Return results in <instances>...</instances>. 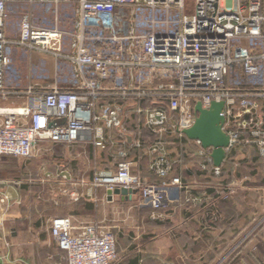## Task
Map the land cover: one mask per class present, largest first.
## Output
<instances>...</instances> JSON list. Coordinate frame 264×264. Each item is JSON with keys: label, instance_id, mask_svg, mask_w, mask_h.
Here are the masks:
<instances>
[{"label": "built area", "instance_id": "2783aa9c", "mask_svg": "<svg viewBox=\"0 0 264 264\" xmlns=\"http://www.w3.org/2000/svg\"><path fill=\"white\" fill-rule=\"evenodd\" d=\"M15 6L26 10L13 34ZM38 7L71 13L49 26L33 15ZM18 51L52 64L51 88H10L6 75ZM23 91V105L0 109V173L5 158L33 159L43 143L106 150L118 133L126 144L142 147L138 136L148 133L155 138L158 184L134 173L120 151L116 169L95 171L93 187L126 189L155 210L166 208V191L187 186L171 177L164 141L186 137L197 103L208 109L224 101L227 151L254 145L264 158L258 126L264 111V0H193L192 7L187 0H0V98ZM128 120L133 133L126 130ZM200 156L204 170L214 164L210 150L203 148ZM213 173L220 176L221 167ZM9 208L8 197L0 195L2 216ZM50 233L67 264L118 261L115 234L98 224L56 217Z\"/></svg>", "mask_w": 264, "mask_h": 264}, {"label": "crops", "instance_id": "0c3cea01", "mask_svg": "<svg viewBox=\"0 0 264 264\" xmlns=\"http://www.w3.org/2000/svg\"><path fill=\"white\" fill-rule=\"evenodd\" d=\"M22 9L12 8L9 25L13 34L19 30L25 11ZM70 13L69 9L33 10V15L49 26L60 15ZM52 74V64L18 51L6 81L12 89L51 88ZM26 101L25 91L6 100L0 98V109L11 110ZM132 129L131 125L126 127L133 133ZM113 138L115 141L106 150L91 144H55L73 150L67 159L88 166V178L86 174L68 170L66 179L88 183L96 170L116 169L117 156L124 151L134 173L141 174L151 184L160 182L153 167L158 157L153 153L155 138L150 139L148 133L138 136L142 147L126 144L118 133ZM164 142L173 169L171 177L181 178L187 186L167 192L170 203L166 208L155 211L149 201L137 196L132 200L121 196L109 199L107 190L91 189L87 193L90 201L97 203L89 204L95 211L93 222L105 223L116 236L119 258L115 264H264V159L258 147L235 146L228 151L221 175L216 176L214 164L207 170L202 168L205 157L200 156L203 148L197 141L173 135ZM221 194L226 196L221 198ZM197 197L203 200L194 203L192 200ZM215 201L217 206H213ZM30 207L12 206L10 214L5 216L0 209V264H67L50 233L51 221L56 217L47 216L45 234L37 235L34 227L40 224L28 216L26 211ZM24 225L34 233L26 235L21 229Z\"/></svg>", "mask_w": 264, "mask_h": 264}, {"label": "rangeland", "instance_id": "374dc122", "mask_svg": "<svg viewBox=\"0 0 264 264\" xmlns=\"http://www.w3.org/2000/svg\"><path fill=\"white\" fill-rule=\"evenodd\" d=\"M187 1L188 5L192 7L193 0ZM22 8V10H26L25 7ZM10 11H12V9ZM11 13L12 12H10V16ZM263 112L260 113L258 126H260L264 132ZM131 119L134 120V117ZM128 124L133 126L131 120H128ZM67 150L68 149L61 145L43 143L41 145V151L38 152L37 156L33 159L25 160L10 157L4 160L3 169L0 173V195L8 197V205L10 208L7 214H10L12 206H31L30 208L32 209L29 211L27 210L26 212H28V216L39 220L40 225L34 227V232L37 235L45 234L47 229V216H69L73 217L76 222H85L89 224L95 223L93 222V216L95 213L94 208H89L85 205H96L97 203L90 201L87 193L91 189L102 191L105 189L93 187V176L88 183H85L83 180L82 182L76 183L74 182L76 179H66V177H69V173L65 171L68 170L73 174H86L87 178L89 176L87 165L73 161L72 158L67 159L68 154L73 151L71 148L68 151ZM109 157L110 156H106L105 158L109 159ZM68 160H70V162L67 163ZM111 163L113 164V162ZM107 165H110L109 162H107ZM168 191L170 190L166 191L167 196ZM220 196L221 198H224L226 195L221 194ZM82 197L89 201L84 202ZM138 197L141 200L144 199L141 196H137V198ZM134 198L136 199V196ZM196 199L195 203H199L203 200L200 197H197ZM168 201L170 203L169 198ZM135 202L137 201L135 200L134 203ZM213 206H217V201H215ZM104 212L105 211L103 210V213ZM215 217H217L216 213ZM95 224L112 232L110 227L105 223ZM21 229L26 235L34 233L29 231L31 228L27 225L22 226ZM39 248L41 249V247Z\"/></svg>", "mask_w": 264, "mask_h": 264}, {"label": "water", "instance_id": "95a60500", "mask_svg": "<svg viewBox=\"0 0 264 264\" xmlns=\"http://www.w3.org/2000/svg\"><path fill=\"white\" fill-rule=\"evenodd\" d=\"M225 102L214 101L208 109L203 108L202 103H197L195 112L197 119L192 128L185 130L184 135L193 141H197L201 146L211 151V157L215 167H222L228 156V148L231 138L225 132L226 117L224 115ZM129 142L132 141L127 136ZM134 193L126 189L109 190V199L113 196H121L128 200L133 199Z\"/></svg>", "mask_w": 264, "mask_h": 264}, {"label": "trees", "instance_id": "16d2710c", "mask_svg": "<svg viewBox=\"0 0 264 264\" xmlns=\"http://www.w3.org/2000/svg\"><path fill=\"white\" fill-rule=\"evenodd\" d=\"M85 206H87V207L91 208V206H90L89 204H86Z\"/></svg>", "mask_w": 264, "mask_h": 264}]
</instances>
